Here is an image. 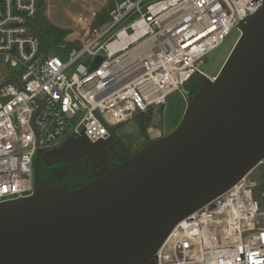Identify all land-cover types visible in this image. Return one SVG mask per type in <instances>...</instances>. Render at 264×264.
<instances>
[{
    "label": "built area",
    "instance_id": "obj_1",
    "mask_svg": "<svg viewBox=\"0 0 264 264\" xmlns=\"http://www.w3.org/2000/svg\"><path fill=\"white\" fill-rule=\"evenodd\" d=\"M87 1L88 9L68 14L66 42L78 45L61 43V57L45 53L33 33L38 0H0V204L33 195L38 152L77 138L106 146L128 126L141 129L172 92L188 97L185 84L204 76L208 54L234 29L239 39L264 4L112 0L107 21L93 27L110 0ZM163 135L151 125L144 137ZM108 163L101 171L114 167ZM134 264H264V158Z\"/></svg>",
    "mask_w": 264,
    "mask_h": 264
},
{
    "label": "water",
    "instance_id": "obj_2",
    "mask_svg": "<svg viewBox=\"0 0 264 264\" xmlns=\"http://www.w3.org/2000/svg\"><path fill=\"white\" fill-rule=\"evenodd\" d=\"M170 134L70 190L0 204V264H134L264 158V4ZM101 64L97 58L92 68Z\"/></svg>",
    "mask_w": 264,
    "mask_h": 264
},
{
    "label": "trees",
    "instance_id": "obj_3",
    "mask_svg": "<svg viewBox=\"0 0 264 264\" xmlns=\"http://www.w3.org/2000/svg\"><path fill=\"white\" fill-rule=\"evenodd\" d=\"M47 0H38V11L33 19V33L41 41L42 50L47 54H57L64 57V54L57 50L61 43H67L68 48H73L78 45V41L66 42V38L70 36V30H64L57 27L47 17ZM115 5L110 0L100 12L96 14L93 27L103 25L107 21L109 13L113 10ZM201 76L196 75L185 84V89L192 93V97L202 90L203 85H196L201 81ZM163 108L151 109L147 115L141 118L142 124L145 127L154 125L156 127L162 126V121L155 123V113L162 116ZM133 133V134H132ZM133 135L137 138L134 139ZM142 134L141 131L135 130L132 132H125L120 130L114 134V137L104 149L107 150L108 158L116 160V165H121L124 161L131 159L136 154L145 149L148 144L139 143ZM38 180L47 185H66L70 190L78 189L80 186L86 185L97 179L99 176L94 170L90 160L86 154H81L78 157L70 159H57L44 162L41 157L39 161Z\"/></svg>",
    "mask_w": 264,
    "mask_h": 264
},
{
    "label": "rangeland",
    "instance_id": "obj_4",
    "mask_svg": "<svg viewBox=\"0 0 264 264\" xmlns=\"http://www.w3.org/2000/svg\"><path fill=\"white\" fill-rule=\"evenodd\" d=\"M151 1L152 0H146V2ZM88 4L89 2L87 0H48L46 6L47 17L57 27L64 29V27L69 24L68 14H74L88 9ZM94 4H96L95 1ZM238 37L239 32L234 29L218 49L208 54V61L200 69L204 76L213 79L218 75L219 71L227 61L226 59L232 52ZM189 93L190 91L188 92L187 97V94L181 90L172 92L166 98L161 118L159 119V115L155 113L154 122L159 123L161 120L165 133L170 134L183 120V115L192 98V93ZM123 131L132 132L134 131L133 126H128L124 128ZM133 137L134 139L137 138L135 135H133ZM84 153L90 156L91 163L94 164V168H98L100 166V161L107 160L108 157L101 144H90L82 141L81 138H77L64 142L62 145L57 147H53L47 152H43L41 159L44 162H49L50 160L78 157Z\"/></svg>",
    "mask_w": 264,
    "mask_h": 264
},
{
    "label": "flooded vegetation",
    "instance_id": "obj_5",
    "mask_svg": "<svg viewBox=\"0 0 264 264\" xmlns=\"http://www.w3.org/2000/svg\"><path fill=\"white\" fill-rule=\"evenodd\" d=\"M199 85H203V83L200 81L197 85H196V87H199ZM151 128V125H149V127H145V125L144 124H142L141 125V129H139V131H141V134H142V136H141V138H140V141H139V143H143V144H149L151 141H154V140H159V139H162V138H164V136H166V135H168L169 133H165V131H164V133H165V135H163V137L162 138H157L156 137V139L155 138H152V137H144V135L146 134V136H147V133H148V131H149V129ZM153 139V140H152ZM110 143V142H109ZM104 147L105 146H103V149H104ZM105 150V149H104ZM105 152H107V150H105ZM84 154H86V153H84ZM87 155V157H88V160H90V162H91V159H90V156L88 155V154H86ZM106 155H107V153H106ZM107 159H108V161H109V165L108 166H114L115 167V165L117 164L116 163V160H113L111 157L110 158H108L107 157ZM101 162L102 161H100V166L98 167V168H94V164H92V166H93V168H94V170L97 172V174L98 175H102L103 173H105L106 171H101ZM104 162V161H103ZM106 162V161H105Z\"/></svg>",
    "mask_w": 264,
    "mask_h": 264
},
{
    "label": "crops",
    "instance_id": "obj_6",
    "mask_svg": "<svg viewBox=\"0 0 264 264\" xmlns=\"http://www.w3.org/2000/svg\"><path fill=\"white\" fill-rule=\"evenodd\" d=\"M48 1V0H47ZM50 20V19H49ZM53 23V22H52ZM54 24V23H53Z\"/></svg>",
    "mask_w": 264,
    "mask_h": 264
}]
</instances>
